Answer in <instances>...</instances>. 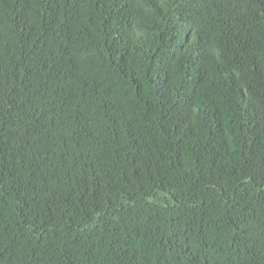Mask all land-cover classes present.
Here are the masks:
<instances>
[{
	"label": "trees",
	"instance_id": "trees-1",
	"mask_svg": "<svg viewBox=\"0 0 264 264\" xmlns=\"http://www.w3.org/2000/svg\"><path fill=\"white\" fill-rule=\"evenodd\" d=\"M0 264H264V0H0Z\"/></svg>",
	"mask_w": 264,
	"mask_h": 264
}]
</instances>
